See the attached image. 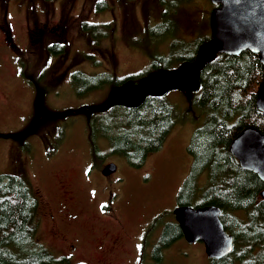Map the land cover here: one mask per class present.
<instances>
[{"label": "rangeland", "instance_id": "1", "mask_svg": "<svg viewBox=\"0 0 264 264\" xmlns=\"http://www.w3.org/2000/svg\"><path fill=\"white\" fill-rule=\"evenodd\" d=\"M100 1L103 0H53L48 3L44 0H0V23L3 21L6 6V20L10 24L6 40H3L0 34V176L15 175L17 172L11 164L13 154L22 157L23 160L24 156L29 155L31 163H28L29 160L26 161L28 163L25 173L27 179L46 196L52 193V189L61 190L60 181L68 185L72 180L81 182V176L80 174L78 176L75 168L83 164L85 154L89 152L90 138L87 120L83 114L56 120L50 119L52 117L45 118L42 124L38 125L40 126L38 133L19 137L33 119V98L31 92L26 89L23 78L42 77V65L52 64L48 75L44 76L46 78L44 83L48 90L47 96L42 101L39 96L35 101L40 110L47 111L45 113L63 112L68 108H78L83 105L103 106L111 91L108 87L89 92L85 97H79L74 92L69 77L65 76L58 81L53 78L60 77L64 73L63 69L75 63L77 68L88 75L97 69L111 72L110 64L113 63L115 77L135 76L148 68L151 56L157 53L166 55L172 41L179 38L185 43L196 41L198 44L210 36L209 16L212 5L208 0H192L181 7L177 14L172 12L165 17L166 9L159 5L157 0L130 2L104 0L111 2L113 11L95 9ZM63 13L69 14L71 19L68 26L71 38L64 54L52 56L48 53L47 47L56 41V37L51 33L45 34L39 45L34 46V51L30 52L28 30L36 26L38 22H47V20H49V29L52 30L58 26ZM164 20L168 22L166 31H163L162 27L160 29L164 40L150 37L149 30L161 25ZM84 21L96 25L110 24V36L101 40L98 46L94 45L88 34L79 28L80 23ZM3 41H8L11 45ZM59 42L64 43V41ZM86 55H91L99 64L95 65L93 61L86 58ZM192 98L191 93L178 91L170 92L166 96L167 101L176 110L177 123L166 136L161 148L156 153L148 155L139 171V175L144 173L149 175L147 179L150 182L146 184L149 185L148 187L138 188L133 181L139 179L138 173L129 171L131 167L126 160L119 153H113L107 141L101 138L98 139L99 141L95 139L107 161L114 162L132 182L134 190L131 188L129 194L131 205H134L133 201H137L138 205L142 206L141 210L145 212L146 248L151 238L157 234V228L154 229L153 222L148 221L149 218L160 212L163 215L162 222L168 220V216L164 214H168L175 206L177 190L191 166L192 158L187 153V147L194 132L203 125L206 117L192 105ZM52 126H65L66 129L65 134L60 136L62 148L59 154L50 159L49 163H45L40 140L45 135L46 146L50 147L53 144ZM203 178L199 179L200 187L203 186ZM130 217L129 213L123 214L124 228L132 233L135 224L129 220ZM108 229H97L96 234L106 241L111 232V229L110 232ZM44 233L42 224L43 238ZM89 243L91 246L86 247L90 254V264H132L131 247L126 242H122L120 248L115 249L114 254L108 257L97 253L92 247L93 243ZM208 261L201 243L191 246L178 243L158 262H161L160 264H209ZM141 264L152 263L147 256H144Z\"/></svg>", "mask_w": 264, "mask_h": 264}, {"label": "trees", "instance_id": "2", "mask_svg": "<svg viewBox=\"0 0 264 264\" xmlns=\"http://www.w3.org/2000/svg\"><path fill=\"white\" fill-rule=\"evenodd\" d=\"M191 1L158 0L166 9L164 17L172 12L177 14ZM101 7L104 4L96 5L97 10H103ZM167 26V20L162 21L161 25L149 30V36L164 40L160 29L166 31ZM82 30L96 46L110 35L106 25L84 24ZM208 39L198 44L196 41L185 43L179 38L172 41L166 55L151 56L148 68L129 80L137 83L155 72L194 61L198 47ZM47 51L52 56H59L65 50L53 46ZM86 58L97 63L91 55ZM263 76L264 69L257 55L250 52L239 56L217 55L205 66L199 91L191 93L192 105L206 117L187 147L192 158L191 170L176 201L179 207L216 206L222 211L221 223L232 236L233 247L228 256L210 261V264H264V200L260 197L264 184L256 175L243 171L229 151L232 141L247 127L264 134V114L255 104ZM72 84L80 96L105 87L113 90L121 82L110 75L76 74ZM113 110L115 113L110 117L98 116V125L102 128L98 136L106 138L112 152L125 156L133 167H138L144 156L157 152L177 123L176 110L166 97L148 96L137 109L113 107ZM86 120L88 136L94 140L93 118ZM23 173L17 171L15 175L0 176V264H51L48 251L35 237L36 189ZM201 177H204L202 187L199 185ZM164 215L170 217L169 213ZM162 220L156 219L155 223ZM174 230L179 234L177 226Z\"/></svg>", "mask_w": 264, "mask_h": 264}, {"label": "flooded vegetation", "instance_id": "3", "mask_svg": "<svg viewBox=\"0 0 264 264\" xmlns=\"http://www.w3.org/2000/svg\"><path fill=\"white\" fill-rule=\"evenodd\" d=\"M99 3L104 4V7L102 8L103 10L112 9L113 5L111 4V2H105L103 0L98 2L97 4ZM70 23V15L64 13L61 15V20H59L58 26L56 28H53L52 30L49 29V20H47V22H38L36 26L28 30L29 51H34V46H38L39 43L42 41L43 36L47 33H51L56 37V41L51 43L47 47V49L56 46L62 47L65 50L66 45L69 43L71 38L68 32V26L70 25ZM84 24L96 25L84 21L79 25L81 31H83L82 27ZM102 25L108 26L109 31L111 30L110 24ZM9 30L10 24L6 20L5 6V11L3 12V21L0 23V34L2 35L3 40H6ZM31 39L32 41L29 45ZM59 41H64V43H61ZM3 43H6L9 46L11 45V43H9L8 41H3ZM76 64L77 63L73 65H68L72 68L66 67L65 69H63L64 73H62V75L58 78H53V80L58 81L62 80L65 76L69 77V79L71 80V86L74 92L76 93V90L74 89L72 84V78L76 74H84L86 76L91 77L109 75L115 77L113 72V70H115V67L113 63H109L111 72L101 71V69H97L95 70V72H92L89 75L83 72L82 69L77 68ZM94 64L98 65L99 63ZM51 66V63H45L42 65V77H38L37 79H32L30 77H27L26 79L23 78L26 85V89L31 92L30 94L33 98V119L31 121V124L27 126L24 132H21L19 134V137H25V135H29L31 133H38L40 127L38 125H41L45 118L52 117L50 119L56 120L58 118L63 119L68 116H75L80 114H83L86 119L88 117L93 118V130L96 133L93 137L94 140L89 139V152L85 154L83 164H81L80 166H78L77 164L78 168H75L78 176L79 174L81 176L82 183L72 180L71 184L68 185L64 181H60L59 185L61 187V190L57 191V189H52V193L48 196L44 195L43 193L41 194L39 190L30 183L36 189L37 197V233L35 237L37 242L42 244L48 251V254L51 257V264H90V254L87 252L86 247L91 246L89 242L93 243L92 247L97 253L105 254L106 257H108L109 255H113L114 250L120 248L122 242H126L129 247H131L130 261H132V264H141L144 256H147L148 260L152 264H160L161 262L158 261H161L167 253L171 252L173 248L177 246L178 243H185V245L188 246L201 243L196 242L190 245L184 240L183 234L173 215V210L176 207H179L176 201L175 206L172 208V210L168 212L170 214V217L168 218V220L170 219L169 221L166 220L163 222L160 221L155 223L156 219H163V215L160 212L151 215L148 221L153 222L154 229L157 228V234L155 237L151 238L150 244L147 247L148 249L145 247V212L141 210L142 206H139L137 201H133L134 205H131L129 194L131 188L132 190H134L132 182L126 177L125 174L122 173L120 168L114 162L111 163L110 161H107V159L101 153L102 151L99 150L100 147L98 145V139L100 138L108 142L106 138L98 136V132L102 130V128L98 125V116L110 117L115 113L113 107L118 106H113L104 111L98 110V107L103 108L107 104V98L103 106L88 107L83 105L82 107L78 108H68L63 112L45 113L47 111L44 112L43 110H40L39 106H36L35 101L36 98L39 96H41V101L44 97L47 96L48 90L44 81L46 80L45 77L46 75H48ZM18 74L19 72L17 73V75ZM115 78L117 81H120L121 84L126 81H132L131 79L129 80V76L125 78ZM88 93L89 92H85L83 93V95L80 96L77 93L76 94L79 97H85L88 95ZM51 129L54 133L52 136L53 144L50 147L46 146L45 135H43L40 140L42 144L45 163H49L50 159H53L59 154V151L62 148V143H60V136L61 134H65L66 127L52 126ZM95 139L98 141L96 142ZM12 156L13 157L11 164L13 166V169L15 171H23V174L27 179V176L25 174L27 168L26 164L28 165V163H31L29 155L28 157L24 156V160L22 157L16 154H13ZM147 157L148 156H144L143 162L139 163L138 167H133L130 165L129 160H127L125 156H123L129 167H131L129 171L138 173L137 177H139V179H135L133 181L140 189L148 187L149 185L146 184L150 182V180L147 179V176L149 175L145 173L139 175V171L145 164ZM27 160H29L28 163H26ZM110 164H114L116 170L111 174H105L104 170ZM190 170L191 166L187 176L190 174ZM187 176L185 177V179L187 178ZM181 185L177 190L178 192L181 188ZM125 213H129L131 215L129 220L135 224V227L132 228V233L128 232L124 228L123 214ZM42 224L45 229L44 238L41 235ZM176 226L179 229V234H177V232L174 230V227ZM108 228L111 229V232ZM97 229L109 230L110 234L106 241H104L96 234ZM108 240L109 243H107ZM185 254L186 253H183V255ZM208 260L209 264L210 261H213L210 259Z\"/></svg>", "mask_w": 264, "mask_h": 264}, {"label": "water", "instance_id": "4", "mask_svg": "<svg viewBox=\"0 0 264 264\" xmlns=\"http://www.w3.org/2000/svg\"><path fill=\"white\" fill-rule=\"evenodd\" d=\"M213 9L209 16V39L201 44L194 61L183 62L174 69L161 70L140 79L126 81L114 88L107 104L98 110L113 106L125 109L141 107L148 96L160 98L170 92L197 93L200 77L206 65L217 55L239 56L243 52L257 55L264 69V0H208ZM256 108L264 114V76L256 92ZM230 154L239 167L252 173L264 184V134L247 127L232 141ZM114 164L104 172H115ZM264 200V190L260 193ZM222 211L216 206L176 207L173 215L188 244L201 242L210 260L228 256L233 238L221 223Z\"/></svg>", "mask_w": 264, "mask_h": 264}]
</instances>
